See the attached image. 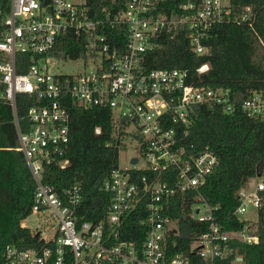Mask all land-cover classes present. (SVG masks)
<instances>
[{"label": "built area", "instance_id": "2783aa9c", "mask_svg": "<svg viewBox=\"0 0 264 264\" xmlns=\"http://www.w3.org/2000/svg\"><path fill=\"white\" fill-rule=\"evenodd\" d=\"M113 4L116 13L105 6L94 8L89 0H0V106L13 109L17 151L24 155L36 183L30 216L38 223L35 230L22 227L42 242L27 250L7 246L0 264H192L183 252L170 253L181 234V219L172 216L175 199L199 193L219 164L208 147L200 151L186 142L196 109L264 117V93L253 92L239 101L229 89L190 84L186 71H149L143 65L163 35L185 34L194 53L208 54L203 42L213 28L251 22V7L235 15L231 0H113ZM71 37L84 50L75 59L64 57ZM89 58L91 66L79 73L52 71L60 63ZM208 70L205 65L198 73ZM21 95L35 103L28 110L30 127L24 133L17 115ZM71 107L110 111L115 139L124 132L144 161L139 167L141 159L134 156L130 167L118 164L112 170L101 187L111 200L99 222L83 219L84 197L78 184L58 193L43 181L47 167L64 170L70 165ZM139 172L145 175L141 178ZM248 187L249 183L239 191L240 204L234 212L244 223L239 231L219 226L216 209L200 194L187 206L191 220L208 226L190 247L204 264L228 259L244 264L234 244H258L264 179L252 190ZM249 207L254 213L245 218ZM142 215L140 227L133 230L128 221ZM133 233L144 234L141 245L124 239Z\"/></svg>", "mask_w": 264, "mask_h": 264}, {"label": "trees", "instance_id": "16d2710c", "mask_svg": "<svg viewBox=\"0 0 264 264\" xmlns=\"http://www.w3.org/2000/svg\"><path fill=\"white\" fill-rule=\"evenodd\" d=\"M89 1L94 8L105 6L113 13L118 12L113 10V0ZM246 7L253 9L251 22L213 28L209 38L203 42L210 50L208 54L194 53L185 34L163 35L159 48L145 55L144 67L149 71H186L190 84L229 89L239 101L245 100L253 92L264 93V0H231L235 15H240ZM120 38L123 47L126 46L127 31L124 27ZM67 40L64 57H80L84 51L82 46L72 37ZM205 65H209V70L199 74L198 70ZM34 104V99L26 95L17 99L22 133L29 130L27 113ZM69 111L71 143L67 157L70 165L64 170L47 167L43 181L58 193L78 184L84 197L83 219L99 222L104 219L111 200V196L102 192L101 187L112 170L118 167L119 152L126 147L123 143L124 132H120L119 139H115L112 116L106 109L71 107ZM97 129L101 130L100 134H97ZM186 142L200 151L208 147L218 156L219 164L199 193L178 195L175 199L172 216L180 217L181 234L176 237L178 246L171 248L170 253L183 252L190 257L192 264H204L199 257L190 253V247L192 241L208 226L191 220L187 215V206L192 205L200 194L216 209V222L225 231L234 232L244 228V223L238 220L234 212L240 204L239 191L250 179L264 173V117L252 118L242 111L226 114L218 108L210 110L200 106L196 109ZM18 147V127L13 109L3 104L0 106V260L7 246L27 250L42 243L22 227V222L32 213L36 183L24 155L17 151ZM144 175L145 172H139L141 178ZM143 216L128 221L133 230L140 227ZM257 233L258 244H234L244 264H264V193L263 205L258 210ZM124 239L137 241L141 245L144 234H128ZM216 264H232V259Z\"/></svg>", "mask_w": 264, "mask_h": 264}, {"label": "rangeland", "instance_id": "374dc122", "mask_svg": "<svg viewBox=\"0 0 264 264\" xmlns=\"http://www.w3.org/2000/svg\"><path fill=\"white\" fill-rule=\"evenodd\" d=\"M91 59L89 58L88 61H85V59H80L78 61H68L67 63H60V68L57 69V67H54L52 69L53 72H61V73H66V74H75V73H79L81 71H84L87 67V69L91 66ZM86 64V66H85ZM123 143L126 145L125 148H123L122 150H120L119 152V165L122 168H126V167H130L131 164V158L134 156H139L141 159V162L139 164V167H142L144 165V161L142 156L140 155L139 150L136 147V143L130 138L125 136V138H123ZM264 178H260V177H256V178H252L249 180V189L252 190L254 188V186L256 185L257 182H259L260 180H262ZM203 209V208H202ZM252 213H254V209L252 207L248 208V213L245 216V218L247 217H251ZM256 213V212H255ZM201 215H205L204 209L202 210V214ZM37 219L34 215L29 216L27 219H25L22 222V226L26 227V228H30L32 230L36 229L37 226Z\"/></svg>", "mask_w": 264, "mask_h": 264}, {"label": "water", "instance_id": "95a60500", "mask_svg": "<svg viewBox=\"0 0 264 264\" xmlns=\"http://www.w3.org/2000/svg\"><path fill=\"white\" fill-rule=\"evenodd\" d=\"M137 162V159H134L133 161H132V163H136ZM258 177H261V174H258L257 175ZM241 261H243V259H241Z\"/></svg>", "mask_w": 264, "mask_h": 264}]
</instances>
